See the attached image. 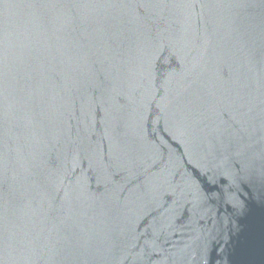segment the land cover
<instances>
[{
  "label": "water",
  "instance_id": "95a60500",
  "mask_svg": "<svg viewBox=\"0 0 264 264\" xmlns=\"http://www.w3.org/2000/svg\"><path fill=\"white\" fill-rule=\"evenodd\" d=\"M0 264H264V0H0Z\"/></svg>",
  "mask_w": 264,
  "mask_h": 264
}]
</instances>
